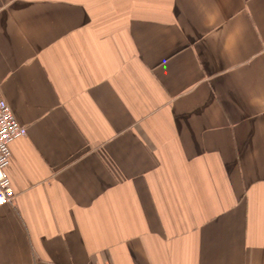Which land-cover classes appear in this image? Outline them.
Segmentation results:
<instances>
[{
  "label": "crops",
  "instance_id": "0c3cea01",
  "mask_svg": "<svg viewBox=\"0 0 264 264\" xmlns=\"http://www.w3.org/2000/svg\"><path fill=\"white\" fill-rule=\"evenodd\" d=\"M0 264H264V0H0Z\"/></svg>",
  "mask_w": 264,
  "mask_h": 264
},
{
  "label": "built area",
  "instance_id": "2783aa9c",
  "mask_svg": "<svg viewBox=\"0 0 264 264\" xmlns=\"http://www.w3.org/2000/svg\"><path fill=\"white\" fill-rule=\"evenodd\" d=\"M26 135V128L14 118L9 105L0 94V206L10 202L14 196L6 168L9 164L10 143Z\"/></svg>",
  "mask_w": 264,
  "mask_h": 264
}]
</instances>
